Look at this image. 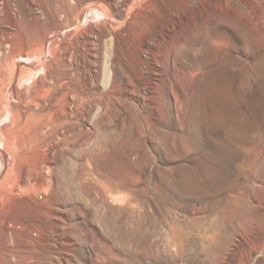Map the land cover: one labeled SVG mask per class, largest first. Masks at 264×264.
<instances>
[{
	"label": "rangeland",
	"instance_id": "obj_1",
	"mask_svg": "<svg viewBox=\"0 0 264 264\" xmlns=\"http://www.w3.org/2000/svg\"><path fill=\"white\" fill-rule=\"evenodd\" d=\"M32 1L51 19L64 4ZM171 1L152 0L142 11L162 27L150 52H143L149 69L142 68L141 52H124L120 79L133 81L132 92L115 95L107 113L97 103L80 123L77 144L64 143V156L51 153L46 182L34 186L40 225L52 232L62 224L43 249V264H253L261 257L248 251L264 238V0L216 6L200 0L201 9L178 20L160 16ZM3 3L0 34L8 30L18 47L51 27L50 20L36 27L20 0L22 15L5 20ZM89 11L83 23L96 30L111 20L96 8ZM86 32L79 38L80 66L98 72L103 89L108 40L101 44ZM0 67L6 72L4 62ZM3 74L0 95L7 98L13 81ZM8 120L5 113L0 125ZM72 165L79 168L77 179ZM16 179L11 173L10 180ZM5 181L1 177L0 184Z\"/></svg>",
	"mask_w": 264,
	"mask_h": 264
},
{
	"label": "bare ground",
	"instance_id": "obj_2",
	"mask_svg": "<svg viewBox=\"0 0 264 264\" xmlns=\"http://www.w3.org/2000/svg\"><path fill=\"white\" fill-rule=\"evenodd\" d=\"M2 1L5 20L13 21L19 14L22 15V12L16 9L19 0ZM20 1L26 4V16L36 27L49 20L51 27L34 42H23L19 47L18 41L9 35L8 30H5L7 33L0 34V62H4L6 67V72H2L13 81L10 95L7 98L0 95V119L5 113L9 117L6 123L0 125V155L3 158V161H0V180L1 177L6 180L0 184V264H43V249L47 250L45 247L54 240L53 235L58 236L62 228V224L55 225L50 232L46 224L40 225L38 209L31 195L37 183L46 182L44 180L49 172L45 169H51L53 165L50 154H62L61 150L64 149H61V146L67 144L68 140L77 144L78 130L82 129L80 123L86 116L91 115L97 103L103 105L107 113L110 112L115 95L128 97L132 92L133 81L127 76V79L123 76L120 79L122 69L126 68L124 52L126 55L133 50L141 52L139 60L142 68L149 69L146 61L148 56L143 52H150L154 46L153 36L156 37L162 27L157 19L152 16L148 18L142 13L145 8L153 5L152 0H122L121 3L119 0H94L95 2L89 3H86V0H63L64 4L56 11L53 19L47 13L37 12L39 7L32 0ZM226 1L228 0H208V3L210 6H216ZM186 2V6H181L172 0L160 16L169 14L172 19L177 16L178 20L182 13L185 16L188 11L190 13L194 9H201L200 0ZM92 8L110 16L111 20L101 23L103 28L96 30L83 23L87 12ZM115 12H120V21L115 19ZM130 23H136L138 28L131 29ZM142 24L148 26L147 30H143ZM66 28L69 30L65 31ZM85 29L86 37L89 34L97 36L101 44L103 39L108 40L110 53L107 85L103 89L99 86L100 74L80 66L79 55L82 46L79 38ZM135 30L140 33L137 41V38L134 39ZM55 44L57 47H54ZM48 52H51V55H48ZM36 54L43 55L42 59L36 62L28 61ZM16 58H20L19 63L25 65L17 64ZM2 72L0 70V89L4 86ZM142 78L143 74L136 82ZM94 89H97L96 93L93 92ZM97 94H100L99 100L103 98L104 102L97 100ZM69 168L72 177L77 179L80 175L79 168L75 165ZM13 172H16L17 179L11 181L10 174ZM26 220L28 224L25 223ZM38 227L41 230H38ZM17 230H23L25 235L20 238ZM258 241L254 248L249 245L248 256L259 251L261 257L256 256L255 261L253 259L255 263L252 262L264 264V238ZM246 263L250 264L249 261Z\"/></svg>",
	"mask_w": 264,
	"mask_h": 264
}]
</instances>
